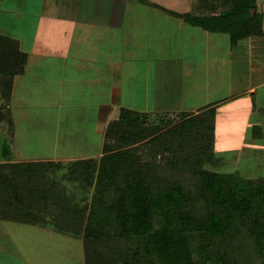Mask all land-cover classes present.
I'll return each instance as SVG.
<instances>
[{
    "label": "trees",
    "instance_id": "obj_1",
    "mask_svg": "<svg viewBox=\"0 0 264 264\" xmlns=\"http://www.w3.org/2000/svg\"><path fill=\"white\" fill-rule=\"evenodd\" d=\"M139 1L227 33L231 47L264 33L256 0H191L181 13ZM25 61L0 32V98ZM215 113L212 103L151 121L122 107L99 157L0 165V219L78 236L84 264H264V175L215 170Z\"/></svg>",
    "mask_w": 264,
    "mask_h": 264
},
{
    "label": "crops",
    "instance_id": "obj_2",
    "mask_svg": "<svg viewBox=\"0 0 264 264\" xmlns=\"http://www.w3.org/2000/svg\"><path fill=\"white\" fill-rule=\"evenodd\" d=\"M5 1L0 0V32L17 40L26 61L3 101L8 112L0 111V165L99 157L106 124L122 107L157 117L196 113L212 103L216 107L215 141L218 121L231 123L223 137L238 139L233 168L246 150L253 166L260 162L255 153L263 152L258 151V144L264 147V60L231 67L233 86L238 90L230 105L194 94L185 98L182 87L185 77L192 75L188 71L192 67L186 66L194 55L202 62L214 52L223 55L225 42L230 51L242 46L252 49L264 43V33L230 48L227 33L207 31L208 35L139 0ZM147 1L180 13L188 11L191 2L177 10V0ZM191 36L197 40L189 45L186 38ZM208 44L212 51L207 58L194 53L196 46ZM188 51L193 54L188 56ZM177 77L180 84L175 82ZM256 112L262 115L256 117ZM35 122L40 132L47 133L39 134L32 155L18 140L30 138L29 129ZM48 125L55 127L43 128ZM75 140L78 144H73ZM30 225L0 219V264H33L22 251L32 247Z\"/></svg>",
    "mask_w": 264,
    "mask_h": 264
},
{
    "label": "rangeland",
    "instance_id": "obj_3",
    "mask_svg": "<svg viewBox=\"0 0 264 264\" xmlns=\"http://www.w3.org/2000/svg\"><path fill=\"white\" fill-rule=\"evenodd\" d=\"M190 1L191 0H186V2L185 0H177L176 9L178 10L187 7ZM7 2L8 0H6L4 4ZM256 6L258 11L264 12V0H256ZM175 18L177 17L175 16ZM191 31H194V28H192ZM204 33L210 35V33H208L207 31ZM244 39L245 38L241 39V41ZM196 40L197 39H195L193 36L189 38L187 37L186 43L189 45L194 44ZM245 41H249V38H246ZM221 46L223 48V50L221 49L223 55H221L220 51L219 55H215L216 52H214V55H210L208 60L206 59L204 60V62L196 59V56L194 55V59H192L191 63L187 64L186 67H192L188 70L189 72L192 71V75H187V77H185L183 81L182 91L185 93V98L194 94L199 96L202 100L206 97L209 101L217 100L215 101L216 104L226 103L225 105H230V103L233 102L232 95L236 94L235 91L238 90L233 86L234 79L231 77V67L239 62L249 61L250 63L256 65L260 64V60H264V43L255 48L253 47L252 49L244 48L242 46L238 50L231 51L228 50L226 42ZM230 48L233 47L230 46ZM211 51L212 49L208 44V46H196V52L194 53L198 56L206 54L205 58H207ZM188 52L190 53H188V56L193 54L190 51ZM175 82L180 84L179 77H177ZM3 101L4 99L0 98V104L5 105ZM33 102L35 101L33 100ZM4 110L6 111V113L8 112L7 107L6 109L4 108ZM254 115L256 117H259L262 115V113L256 112L254 113ZM157 118L158 117H156V114H152L148 119L152 121L156 120ZM49 121L50 123L52 122L51 119ZM217 123L216 138L218 139V142L215 141L213 149V156L216 157L215 162L216 164H218L216 167L214 166L215 170L219 172H237L244 177H256L259 175H264V161H262V158L264 157L263 145H257L258 151H263L255 153L256 157L260 159V162H255V164L258 165L253 166L252 162H250V160L248 159V157L250 156V152L246 150V152L244 153V157L240 160V162H238V166L233 168L234 165L232 155L237 153L234 150V144L238 142V139L235 136L223 137L222 135L226 130H229L231 128V123H229V126L225 121H223V123H220L218 121ZM224 123H226L225 126L223 125ZM37 125L35 122V124H33L32 126L33 128L29 129V139H22V141L18 140V142L20 141V145L24 144V146L27 148L26 151L30 152L32 155L35 152V150H33L34 147L32 146H37L38 140H40L39 134H43L44 136V134L47 133L40 132L39 128H37ZM54 127L55 125H48L47 127L43 128H50L51 130V128L53 129ZM246 139L247 138L244 137V141ZM73 144H78V141L75 140ZM224 145V150L220 149V147ZM208 167L210 169H213L209 165ZM64 184L69 192L70 190H74L73 183ZM76 193L77 194L75 199L80 198L86 194L84 189L79 190ZM27 230L30 236V244L32 243V247L28 246L26 249H22V251L26 253V257L29 258V260H33V264H84L82 241L78 236L73 237L66 233H59L52 228L51 224L46 225L45 228H41L33 224L28 226Z\"/></svg>",
    "mask_w": 264,
    "mask_h": 264
}]
</instances>
